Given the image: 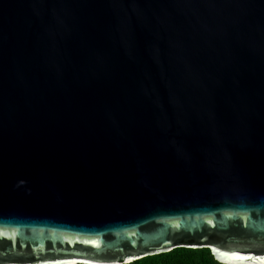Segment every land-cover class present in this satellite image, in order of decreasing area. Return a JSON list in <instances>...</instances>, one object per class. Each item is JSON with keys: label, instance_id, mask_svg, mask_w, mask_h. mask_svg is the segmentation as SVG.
I'll list each match as a JSON object with an SVG mask.
<instances>
[{"label": "water", "instance_id": "95a60500", "mask_svg": "<svg viewBox=\"0 0 264 264\" xmlns=\"http://www.w3.org/2000/svg\"><path fill=\"white\" fill-rule=\"evenodd\" d=\"M177 247L264 264V0H0V264Z\"/></svg>", "mask_w": 264, "mask_h": 264}, {"label": "trees", "instance_id": "16d2710c", "mask_svg": "<svg viewBox=\"0 0 264 264\" xmlns=\"http://www.w3.org/2000/svg\"><path fill=\"white\" fill-rule=\"evenodd\" d=\"M123 264H224L208 248L177 247L167 252L145 256Z\"/></svg>", "mask_w": 264, "mask_h": 264}, {"label": "snow or ice", "instance_id": "6c2138e0", "mask_svg": "<svg viewBox=\"0 0 264 264\" xmlns=\"http://www.w3.org/2000/svg\"><path fill=\"white\" fill-rule=\"evenodd\" d=\"M242 259H245L246 260V259H255V258L254 257H244ZM261 260L264 261V258H261Z\"/></svg>", "mask_w": 264, "mask_h": 264}]
</instances>
